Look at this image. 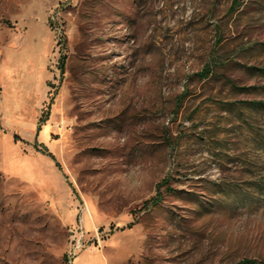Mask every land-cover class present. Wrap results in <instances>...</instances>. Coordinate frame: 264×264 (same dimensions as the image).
Masks as SVG:
<instances>
[{
	"label": "rangeland",
	"instance_id": "rangeland-1",
	"mask_svg": "<svg viewBox=\"0 0 264 264\" xmlns=\"http://www.w3.org/2000/svg\"><path fill=\"white\" fill-rule=\"evenodd\" d=\"M241 262L264 264V0H0V264Z\"/></svg>",
	"mask_w": 264,
	"mask_h": 264
},
{
	"label": "built area",
	"instance_id": "built-area-1",
	"mask_svg": "<svg viewBox=\"0 0 264 264\" xmlns=\"http://www.w3.org/2000/svg\"><path fill=\"white\" fill-rule=\"evenodd\" d=\"M83 234L84 232L82 229L71 231L69 233L70 235V248L68 252L69 259L74 258L76 252H78L79 250L83 248V243H84Z\"/></svg>",
	"mask_w": 264,
	"mask_h": 264
},
{
	"label": "trees",
	"instance_id": "trees-1",
	"mask_svg": "<svg viewBox=\"0 0 264 264\" xmlns=\"http://www.w3.org/2000/svg\"><path fill=\"white\" fill-rule=\"evenodd\" d=\"M207 74V71H205L204 73H203V75L205 76ZM252 106H261V105H263L262 103H252L251 104ZM239 264H252V262H241V263H239Z\"/></svg>",
	"mask_w": 264,
	"mask_h": 264
}]
</instances>
